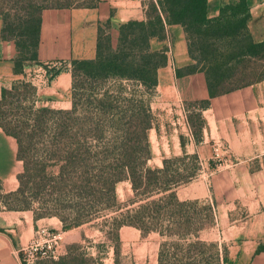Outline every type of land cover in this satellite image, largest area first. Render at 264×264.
I'll return each instance as SVG.
<instances>
[{
    "label": "trees",
    "instance_id": "obj_1",
    "mask_svg": "<svg viewBox=\"0 0 264 264\" xmlns=\"http://www.w3.org/2000/svg\"><path fill=\"white\" fill-rule=\"evenodd\" d=\"M98 1L76 5L73 0H15L16 25L0 13V37L16 46L14 72L35 57L42 9L93 7ZM145 5V19L118 26L113 48L99 30L94 57L71 61L69 108L36 106V88L29 80L1 88L0 129L14 139L16 158L22 162L17 188L9 195L18 196L21 209H28L31 198L47 185L56 197L42 202L38 198L32 220L54 216L64 231L87 224L103 238L96 245L98 253L111 246L112 264H117V231L122 225L161 237L157 264H220L217 244L200 238L212 220L211 207L177 196V188L196 175L197 155L165 157L161 166L146 164L151 158V114L137 85L144 93L157 85V70L167 57L165 49L152 48L151 39L162 38L166 25L183 27L188 53L197 60L176 75L204 72L211 96L264 80V39L255 40L249 32L246 0L221 5L212 18L207 0H147ZM56 73L52 70L48 79ZM120 80L136 84L123 86ZM207 104H188L198 110L199 125L193 130L197 139L204 126L200 110ZM48 166L57 167L55 175L46 171ZM121 179L130 181L133 193L126 204L116 203L114 195V184ZM103 209L107 213L100 214ZM86 254L79 245L69 244L64 254L46 264H101L99 257Z\"/></svg>",
    "mask_w": 264,
    "mask_h": 264
},
{
    "label": "crops",
    "instance_id": "obj_2",
    "mask_svg": "<svg viewBox=\"0 0 264 264\" xmlns=\"http://www.w3.org/2000/svg\"><path fill=\"white\" fill-rule=\"evenodd\" d=\"M249 12L248 28L251 35L264 39V0H246ZM146 0H99L93 7L46 8L39 13L38 43L33 60H25L22 70L14 72V59L17 55L13 40L0 37V90L9 88L18 80H29V75L38 72L37 64L72 60L92 59L98 31L116 36L121 23L129 20L145 19ZM237 0H207L208 16L218 15L219 7ZM2 21L0 17V29ZM151 43L165 49L166 62L157 71V104L169 107L172 113L161 118L157 126L149 130L151 158L154 166H161L165 157L182 154H196L201 160L210 154L218 143L225 144L228 157L234 165L226 172L230 176H260L264 179V80L236 88L226 93L211 96L206 75L202 71L176 75L191 64L187 50V40L180 24L165 27L162 38H152ZM39 78L31 81L35 86V96L43 106L67 109L70 106L69 69L58 70L43 85ZM208 101L200 110L204 120L199 140H195L187 122L185 109L190 102ZM154 140L155 144H152ZM16 144L11 136L0 129V178H15L18 172L12 161ZM260 161V162H259ZM254 162L260 168L252 170ZM14 182V181H12ZM15 185H12L14 187ZM13 189V188H12ZM178 189V188H177ZM198 195L185 194L183 198L194 199ZM20 211L0 210V264H20L13 247L22 244L21 231L32 228V219ZM258 242L250 243V246Z\"/></svg>",
    "mask_w": 264,
    "mask_h": 264
},
{
    "label": "rangeland",
    "instance_id": "obj_3",
    "mask_svg": "<svg viewBox=\"0 0 264 264\" xmlns=\"http://www.w3.org/2000/svg\"><path fill=\"white\" fill-rule=\"evenodd\" d=\"M73 2L76 5H82L92 3L93 0H73ZM14 3L15 0H0V13H5L11 25H16L17 18L19 17ZM0 17L2 19L1 14ZM107 36L113 48L116 44L118 28L116 36L110 37L109 33L102 34V38ZM151 46L157 51L161 49L153 45V43H151ZM196 54L197 52L194 51V55ZM190 59L191 64L181 69L182 71H187L197 64L195 58L190 56ZM70 68L71 62L69 64L55 62L52 69L48 72L43 68V71L41 70L38 73L39 80L37 84H45L52 70L58 71ZM131 82L136 84L134 81L120 80L123 86L130 85L129 83ZM109 83L110 81L105 82L104 85L108 86ZM156 87L157 85L150 92L144 93L143 88L137 85V88L143 92L142 98L149 105L152 127H156L159 120L165 117V115H167V120L172 115L168 111L169 107L161 104L158 105L157 101H155L157 96ZM35 105L43 106L38 102L36 96ZM185 109L190 110V112L186 111V118L187 122L189 121L188 124H194L193 127L189 124L193 134V130H197L196 125H199V120L196 116L198 110L193 105H185ZM193 136L195 138L194 134ZM195 140L198 141L199 137L198 139L196 137ZM152 144H155L154 140ZM12 161L15 164L17 161L18 172H16L15 178L12 177L11 180L10 176L5 175L0 178V210L20 211L22 215L20 220H24V214L27 215L28 219H32V211L38 206V198L42 202L47 199H53L56 197V194L51 193V190L46 185L39 191L40 194L31 198L32 200L28 209H21L22 204L18 200V196L9 195L10 192L16 190L18 185L16 175L22 170V162L16 158V150ZM259 162H254L250 169L253 171L258 170L260 168ZM153 163V160L149 161V159L146 162L148 166L155 167ZM195 163L198 166L196 175L190 182L181 185L177 189V196L184 200L186 199L183 198L185 194L193 193L199 197L192 200H198L200 205H209L211 207L213 213V215L211 214L212 220L201 229L200 238L217 244L220 251V264H264V179L260 176H250L244 179L242 176H230L227 174L226 172L235 163L233 159L228 157L226 146L222 143H218L210 154H205L203 160L198 157ZM262 164L264 165V158L262 159ZM56 169L57 167L55 166H48L46 171L55 175ZM12 185L15 186L12 187ZM114 195L116 203L126 204L133 196L130 181L127 179L117 181L114 184ZM103 213H107V210H100V214ZM100 219L97 218L95 221L98 222ZM41 228H45L51 233L59 234V240L56 244L58 256L64 254L65 248L69 244H77L81 249H84L87 253L86 256L99 257L98 262L101 264H112L113 262L114 255L110 245L105 248V251L103 248V252H97L96 245L103 241V238L99 236L97 231L89 228L87 224L64 231L60 228L58 219L53 216L38 218L35 221L32 220V228L28 227L26 231L24 229L21 231L20 235L24 237V241L17 247H13L20 264H46L47 261L54 260L37 251L27 252L30 242L35 238L36 231ZM117 233V264H157L158 249L162 239L156 232L142 234L139 229L133 226L122 225L118 228ZM254 241L258 242V245L253 248V246H250V243ZM21 248H24V250H21ZM223 248L226 249L225 261H222Z\"/></svg>",
    "mask_w": 264,
    "mask_h": 264
},
{
    "label": "built area",
    "instance_id": "obj_4",
    "mask_svg": "<svg viewBox=\"0 0 264 264\" xmlns=\"http://www.w3.org/2000/svg\"><path fill=\"white\" fill-rule=\"evenodd\" d=\"M53 65L54 63H44L42 65L37 64L36 68L38 69V72L36 75H29V81L31 82L32 80L38 78V73L44 68V66L46 68H52ZM35 234V238L30 242L27 252L31 253V251H37L42 255L55 259L58 256L56 244L59 240V234L51 233L45 228L39 229ZM21 250H24V248H21Z\"/></svg>",
    "mask_w": 264,
    "mask_h": 264
}]
</instances>
